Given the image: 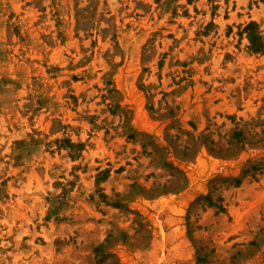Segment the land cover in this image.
<instances>
[{
    "label": "rangeland",
    "instance_id": "374dc122",
    "mask_svg": "<svg viewBox=\"0 0 264 264\" xmlns=\"http://www.w3.org/2000/svg\"><path fill=\"white\" fill-rule=\"evenodd\" d=\"M0 264H264V0H0Z\"/></svg>",
    "mask_w": 264,
    "mask_h": 264
}]
</instances>
